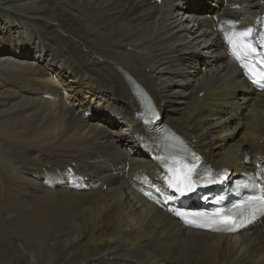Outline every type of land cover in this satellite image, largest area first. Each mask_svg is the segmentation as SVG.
I'll list each match as a JSON object with an SVG mask.
<instances>
[{"label": "bare ground", "instance_id": "6f19581e", "mask_svg": "<svg viewBox=\"0 0 264 264\" xmlns=\"http://www.w3.org/2000/svg\"><path fill=\"white\" fill-rule=\"evenodd\" d=\"M263 14L264 0H0V258L264 264V218L225 236L172 216L136 118L147 95L205 165L264 186V92L219 28L262 29Z\"/></svg>", "mask_w": 264, "mask_h": 264}, {"label": "rangeland", "instance_id": "374dc122", "mask_svg": "<svg viewBox=\"0 0 264 264\" xmlns=\"http://www.w3.org/2000/svg\"><path fill=\"white\" fill-rule=\"evenodd\" d=\"M9 61H8V64H12L15 69H20L23 66V62H21L19 60H16L15 58H11V59L9 58ZM0 62H1L0 63V66L3 63H5L2 59H0ZM201 69H203V71H205V67L203 68V66H201ZM4 81H6V77H4V78H2V80H0V86H3V84L5 83ZM0 233L4 235L3 240H1L2 237L0 236V240H1L0 241V248H2L4 245H6V244L8 245L9 244V241H8V239H9V233L7 231L1 230V229H0ZM3 241H5V242L3 243ZM5 257H8V256H5ZM1 259H2V257L0 258V261H1L0 264H9V261L4 260V259H2L3 260L2 261Z\"/></svg>", "mask_w": 264, "mask_h": 264}, {"label": "snow or ice", "instance_id": "6c2138e0", "mask_svg": "<svg viewBox=\"0 0 264 264\" xmlns=\"http://www.w3.org/2000/svg\"><path fill=\"white\" fill-rule=\"evenodd\" d=\"M251 33V29H248L247 32L245 33H242L241 35H248ZM260 75L264 76V72L260 73ZM253 199H256L257 200V203L260 205V206H264V198H253ZM254 211L257 210L256 208L253 209Z\"/></svg>", "mask_w": 264, "mask_h": 264}]
</instances>
